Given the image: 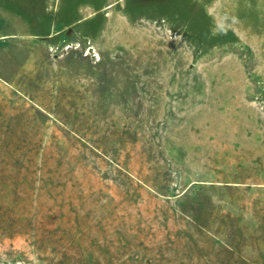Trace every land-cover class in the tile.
<instances>
[{
	"label": "rangeland",
	"instance_id": "obj_1",
	"mask_svg": "<svg viewBox=\"0 0 264 264\" xmlns=\"http://www.w3.org/2000/svg\"><path fill=\"white\" fill-rule=\"evenodd\" d=\"M31 2L0 5V264H264V0H114L76 41Z\"/></svg>",
	"mask_w": 264,
	"mask_h": 264
},
{
	"label": "crops",
	"instance_id": "obj_2",
	"mask_svg": "<svg viewBox=\"0 0 264 264\" xmlns=\"http://www.w3.org/2000/svg\"><path fill=\"white\" fill-rule=\"evenodd\" d=\"M29 0H0V5H4L5 8L14 7V5H21L20 8L13 10V20H24L25 14L22 12L24 4H27ZM36 3L35 10L38 9L37 4H40L39 11L41 15H34L28 18L35 20V24L38 29L45 35H54L62 37L64 39H70L76 41L80 37L85 36L83 27L86 28L94 18L91 19L92 13L98 11V6L101 3H111L114 0H31ZM46 4H51L52 8L49 11ZM8 5V6H5ZM10 6V7H9ZM18 9V10H17ZM44 9V10H43ZM28 10V7H27ZM44 11V13H43ZM75 14L81 15V18H76ZM96 17V15H95ZM83 24V25H82ZM80 30L83 32H80ZM87 36H90L85 32Z\"/></svg>",
	"mask_w": 264,
	"mask_h": 264
},
{
	"label": "built area",
	"instance_id": "obj_3",
	"mask_svg": "<svg viewBox=\"0 0 264 264\" xmlns=\"http://www.w3.org/2000/svg\"><path fill=\"white\" fill-rule=\"evenodd\" d=\"M70 47H67L69 49ZM76 48H80L79 45L76 46ZM83 56L85 58H89L90 60L94 62H99L100 57L94 47L90 44V42H87L85 47L83 48Z\"/></svg>",
	"mask_w": 264,
	"mask_h": 264
}]
</instances>
